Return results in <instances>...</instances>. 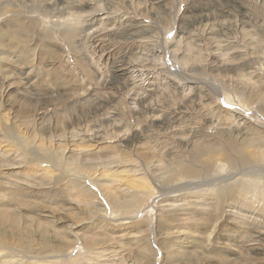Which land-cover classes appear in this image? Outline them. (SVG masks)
I'll list each match as a JSON object with an SVG mask.
<instances>
[{"label":"rangeland","instance_id":"obj_1","mask_svg":"<svg viewBox=\"0 0 264 264\" xmlns=\"http://www.w3.org/2000/svg\"><path fill=\"white\" fill-rule=\"evenodd\" d=\"M0 28V264H264V216L195 204L264 205V0H0Z\"/></svg>","mask_w":264,"mask_h":264},{"label":"bare ground","instance_id":"obj_2","mask_svg":"<svg viewBox=\"0 0 264 264\" xmlns=\"http://www.w3.org/2000/svg\"><path fill=\"white\" fill-rule=\"evenodd\" d=\"M18 19V18H17ZM15 20V19H14ZM14 25H15V28L19 30L20 34L21 32H25V33H31L33 32L32 31V26L34 25V21L32 19H29L28 21H26V23H24V20L19 18L18 20H15L14 21ZM9 25V24H8ZM7 25V26H8ZM2 27V26H1ZM11 27V26H10ZM13 28V27H12ZM1 29V28H0ZM16 32V31H15ZM18 32V33H19ZM9 33V32H7ZM10 34H12L13 38L16 39V40H19L20 37L19 35H16L14 34V31L11 32ZM8 34V35H10ZM4 33L3 31H0V41L2 39L5 40V38L3 37ZM6 36V35H5ZM11 36V35H10ZM9 37V36H8ZM25 39V38H24ZM27 39V38H26ZM3 40V41H4ZM23 40V39H22ZM26 42V41H25ZM24 42V43H25ZM13 43V42H12ZM15 43V42H14ZM24 43H21L23 44L24 46ZM0 45H2V43H0ZM9 45V44H8ZM13 46V44H12ZM11 46V47H12ZM1 47V46H0ZM7 47V46H6ZM10 47V46H9ZM10 47V48H11ZM20 47V46H19ZM27 47V46H26ZM8 48V47H7ZM22 48V47H21ZM16 49V48H14ZM24 49V48H23ZM27 49V48H26ZM9 50V48H8ZM13 50V48H12ZM32 50V49H31ZM22 51V50H21ZM20 51V52H21ZM27 51V50H26ZM33 52V51H32ZM22 53V52H21ZM24 53V52H23ZM26 54V53H25ZM29 54V53H28ZM27 56V55H26ZM30 57V56H27V58ZM29 60V59H28ZM27 61V60H26ZM2 66V65H1ZM0 66V67H1ZM1 110V108H0ZM0 125H1V120H0ZM4 136H7V133H3ZM218 147L220 145L216 144ZM46 151H43L41 153L42 156H44L45 160H47L48 162H50L55 168H58V169H61V170H70V169H73L75 170L76 172L75 173H79L81 171V168H80V165L79 164H75L72 165L69 164L66 159L62 158L63 156L60 155V154H56L52 151H49L47 150L45 147H43ZM214 151L213 152L211 151V154H214ZM27 154H30L29 151L26 152ZM264 153V152H263ZM32 154H35V153H32ZM224 153H222V156H223ZM244 154V153H243ZM219 155L221 156V154L219 153ZM225 155V154H224ZM62 156V157H61ZM221 156V157H222ZM226 156V155H225ZM264 156V154H263ZM212 157V156H211ZM261 156H257V157H245L244 158V161H246V163H243L242 164L245 166V165H248L250 166V164H252L253 160H257L259 159ZM207 158V157H206ZM257 158V159H256ZM36 158H31L30 160L33 161L35 160ZM213 159V157H212ZM210 160V159H208ZM264 160V159H263ZM231 161V164L232 165H235L237 162L235 160H229V162ZM238 161V160H237ZM239 164V163H238ZM65 172V171H64ZM70 173V172H69ZM181 173L185 174L186 176L188 177H196V176H199L200 175V171L199 170H194V169H190L188 165L184 164L182 166V170H181ZM70 182H73V179L72 178H69L68 179ZM251 180V179H249ZM249 180H243L242 181H237V182H234V183H225L222 187H214V188H209V189H203L200 191V194H199V198H200V202H196L195 204H209V203H212V205H214V211H215V217L218 219L221 217V213L223 214V208L225 206L228 205V207L230 208V210H232L233 213L235 212H238V213H243V211H248L247 213H249V210H251V214L248 216L250 218H252L253 220L255 219H258L261 221L259 215L261 216H264L262 214V212H264V205L263 204H256L255 202V198H251L253 197V192L252 190H256V182H251ZM255 183V184H254ZM258 185H259V182H258ZM264 187V186H263ZM260 189V188H259ZM262 189V188H261ZM71 190V189H70ZM259 192V190H258ZM263 193V192H262ZM72 194V193H71ZM193 196V195H192ZM262 197V196H261ZM263 198V197H262ZM258 199V198H257ZM264 199V198H263ZM195 201V200H193ZM257 201V200H256ZM194 203V202H193ZM263 203V201H262ZM193 205V204H192ZM212 209V208H211ZM223 211V212H222ZM214 213V212H213ZM199 215V214H198ZM201 215V214H200ZM210 215V213H209ZM212 215V214H211ZM203 216V215H202ZM239 216V215H237ZM209 217V216H208ZM248 218V217H247ZM236 219V218H235ZM210 220V218H209ZM216 220V219H215ZM222 221V220H221ZM249 221V220H248ZM257 221V220H256ZM246 223V222H245ZM251 223V222H250ZM194 224V223H193ZM192 224V225H193ZM200 223H197V225L195 224V226H192V227H198ZM217 225V223H216ZM254 225V223L252 222V226ZM257 224H255L254 226H256ZM253 226V227H254ZM190 227V226H189ZM255 232V231H254Z\"/></svg>","mask_w":264,"mask_h":264}]
</instances>
